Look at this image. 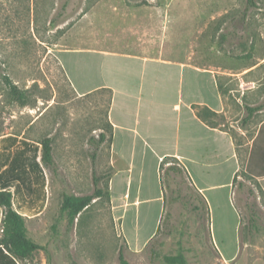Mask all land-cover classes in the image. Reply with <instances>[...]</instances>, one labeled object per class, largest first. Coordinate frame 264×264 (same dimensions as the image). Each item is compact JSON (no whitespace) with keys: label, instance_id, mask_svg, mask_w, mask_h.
Wrapping results in <instances>:
<instances>
[{"label":"rangeland","instance_id":"374dc122","mask_svg":"<svg viewBox=\"0 0 264 264\" xmlns=\"http://www.w3.org/2000/svg\"><path fill=\"white\" fill-rule=\"evenodd\" d=\"M102 7L108 14H85ZM83 39L227 71L220 82L227 111L213 122L231 134L241 170L225 228L220 211L206 209L185 174H172L159 232L141 252L129 250L125 239L143 245L149 228L137 234L130 224L135 212L121 222L111 208L109 142L101 151L95 144L102 134L111 136V94L79 96L58 60L60 47ZM260 64L264 0H0V162L25 147H38L40 159L47 138L55 162L43 165L45 191L33 186L41 214L26 218L28 237L42 249L19 264H119L121 248L130 264H169L165 257L179 253L187 264H222L216 247L224 237L230 247L236 244L238 222L248 247L236 264H264V109L250 119L247 111L264 105V65L250 69ZM6 77L23 101L14 99ZM166 162L164 171L177 166ZM95 179L107 195L71 225L60 210L64 195H92Z\"/></svg>","mask_w":264,"mask_h":264},{"label":"crops","instance_id":"0c3cea01","mask_svg":"<svg viewBox=\"0 0 264 264\" xmlns=\"http://www.w3.org/2000/svg\"><path fill=\"white\" fill-rule=\"evenodd\" d=\"M85 14L108 12L102 7ZM58 60L79 96L103 90L111 94L107 155L111 208L121 222L127 220L129 212H135L130 224L138 228L137 234L149 228L143 245L135 240L133 247L125 239L129 250L141 252L161 228L166 209V171L173 166L164 171L169 160L182 170L206 209L220 211L225 228V211L232 207L241 163L231 134L217 126L214 118L213 125L204 121L198 108L207 107L218 117L226 114L220 82L229 76L227 71L120 52L84 39L60 47ZM262 65L250 69L255 71ZM40 209L39 203L19 207L25 220L38 217ZM237 228L233 247L225 237L223 245L216 247L222 264H236L248 247L239 222Z\"/></svg>","mask_w":264,"mask_h":264},{"label":"trees","instance_id":"16d2710c","mask_svg":"<svg viewBox=\"0 0 264 264\" xmlns=\"http://www.w3.org/2000/svg\"><path fill=\"white\" fill-rule=\"evenodd\" d=\"M145 3V2H143ZM7 86L16 101H23L24 94L18 86L8 77L5 78ZM199 116L209 124L213 125L211 119L218 117L219 114L211 111L207 107H199ZM264 109V105L257 107H247L248 118H252L255 113ZM111 138V136H110ZM110 138L102 134L98 141H95L97 151ZM41 157L39 159V148L25 147L15 151L12 155L8 154L4 162H0V264H19L21 261L29 260L33 255L42 249L28 237V228L25 217L19 210L20 204H34L32 194L36 188L34 183L41 184L42 190L45 191L46 179L43 172V165L52 167L55 165L53 157L52 140L45 139L41 143ZM93 167L96 164L97 152L92 156ZM181 175L182 170L176 166H171L166 171V176L170 173ZM165 177V181H166ZM264 187V179L261 181ZM39 186V185H38ZM37 186V187H38ZM95 192L86 196H69L64 195L61 206V214H65L71 225L77 217L85 210L90 208L93 201L101 199L107 194L99 187V180L95 179ZM27 191V195L25 192ZM38 191V190H37ZM40 194V193H39ZM38 194V195H39ZM165 260L169 264H187L186 258L182 253L176 256H167ZM119 264H130L124 254V249L119 250Z\"/></svg>","mask_w":264,"mask_h":264}]
</instances>
